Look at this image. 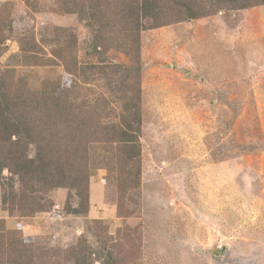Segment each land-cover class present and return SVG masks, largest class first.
<instances>
[{
  "label": "rangeland",
  "instance_id": "rangeland-1",
  "mask_svg": "<svg viewBox=\"0 0 264 264\" xmlns=\"http://www.w3.org/2000/svg\"><path fill=\"white\" fill-rule=\"evenodd\" d=\"M122 1L0 0V75L11 97L55 84L110 132L140 117L137 186L132 164L96 159L119 150L100 136L80 191L4 168L0 200L24 205L0 202L4 230L46 251L36 264H264V5L156 0L158 20L123 29L112 14ZM183 5L202 16L186 19ZM92 7L110 28L79 11ZM92 128L81 130L86 140ZM78 192L84 207L65 213Z\"/></svg>",
  "mask_w": 264,
  "mask_h": 264
},
{
  "label": "trees",
  "instance_id": "trees-1",
  "mask_svg": "<svg viewBox=\"0 0 264 264\" xmlns=\"http://www.w3.org/2000/svg\"><path fill=\"white\" fill-rule=\"evenodd\" d=\"M214 2L216 7L225 4L230 10H244L264 5V0H214ZM125 3L126 5H121L118 7L119 9L115 8L112 12L116 17L120 15V20L125 25L123 29L130 28L132 23L137 24L139 18L158 20L156 15L159 14L160 9L156 0H123L122 4ZM183 7L187 13L186 19L202 16V14L192 12L186 5ZM100 8H88V12L84 9H79V11L87 15L89 23H98L103 20L104 23L108 24L107 28H110V22L99 15ZM107 11L109 12L110 9ZM153 24L155 25L153 28L159 26L157 23ZM100 37L98 34L94 41ZM92 48L96 51L98 43L93 42ZM66 70L69 73H74L70 67H67ZM50 85L52 88L43 87L44 90L36 94L29 93L23 88L24 90L13 93L11 97L10 92L5 89L0 75V176L4 168L13 169V174L21 176V178H25L29 174L47 176L48 178L50 176L49 181L53 185L52 188L73 189L76 186L77 191H80L81 182L85 176L88 178L87 170L86 173L82 172H85V167H87L86 159L98 154L96 159L99 160L100 158L101 163L107 162L105 166L108 169L113 163V158L132 164L135 170L134 175H130V180L131 184L137 186L140 175L138 167L140 157L139 114L131 118L132 121H128L127 125L124 122L125 127L122 124L119 126L120 128L112 129L110 132L111 126H101L100 123L104 121H98L97 116H93L91 111L85 107L84 101L76 102L75 98L71 99L74 94V91L70 89L71 87L59 88L55 84ZM126 112L129 113L130 110ZM88 124H92V126ZM86 126L93 127V140H86L85 136L81 134V130ZM99 126L102 127V132L97 136L98 131L95 127ZM100 136L106 147L115 143L119 150L114 155L113 152L106 150L105 152L109 155L105 153L90 154L88 147L93 143L100 142ZM30 146L34 147V157L27 156V149ZM55 177L57 178L55 179ZM116 187L123 190L118 181ZM81 195L82 192L77 193L81 199L78 208H74L72 204L68 203V200L65 202V208H63L65 213L79 215L80 209L84 207V199L82 200ZM2 196L0 202L3 207L10 201L11 210H14V204H18L19 209H23V204L14 202L15 195L10 196L11 198L5 194ZM41 199L44 200L45 198L40 197L39 200ZM39 200H34L37 209L41 210L46 207L45 205L51 206L49 201L44 204ZM85 201L87 202V195ZM5 232L7 231L4 230L3 221L0 220V264H36L41 255L46 254L44 249L33 244L32 237L19 239L12 232Z\"/></svg>",
  "mask_w": 264,
  "mask_h": 264
}]
</instances>
